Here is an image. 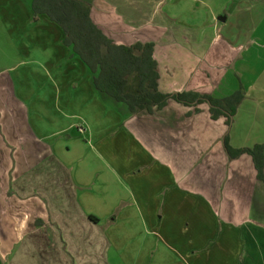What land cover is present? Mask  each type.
<instances>
[{
	"label": "crops",
	"instance_id": "1",
	"mask_svg": "<svg viewBox=\"0 0 264 264\" xmlns=\"http://www.w3.org/2000/svg\"><path fill=\"white\" fill-rule=\"evenodd\" d=\"M84 1L156 44L161 92L246 99L231 128L208 103L132 114L32 0H0L32 76L0 73V264H264V182L225 148L264 144V0Z\"/></svg>",
	"mask_w": 264,
	"mask_h": 264
},
{
	"label": "trees",
	"instance_id": "2",
	"mask_svg": "<svg viewBox=\"0 0 264 264\" xmlns=\"http://www.w3.org/2000/svg\"><path fill=\"white\" fill-rule=\"evenodd\" d=\"M36 15H46L65 33V44L87 65L95 87L102 94L125 104L132 114L154 113L168 106L171 100L188 107L208 103L213 120L227 118L233 125L239 106L246 99L244 86L234 95L217 99L194 92L165 94L160 91L159 64L154 42L119 45L94 21L93 6L84 0H32ZM196 112H200L196 109ZM225 148L231 160L249 155L264 182V144L253 148L234 149L230 134Z\"/></svg>",
	"mask_w": 264,
	"mask_h": 264
},
{
	"label": "rangeland",
	"instance_id": "3",
	"mask_svg": "<svg viewBox=\"0 0 264 264\" xmlns=\"http://www.w3.org/2000/svg\"><path fill=\"white\" fill-rule=\"evenodd\" d=\"M204 13L208 15V13ZM260 30H264V25L263 27L261 26ZM11 37L12 36L9 33L7 25L3 22L0 23V73H4V71H10L12 77H14L18 83H22V85H24L27 80L32 79V76L30 75L27 77V79H25L24 75L28 69V64L25 62H29L31 58L28 57L25 47L19 46L18 42L14 44V39H11ZM21 62L25 64H23L22 67L17 68ZM12 68H17V70L12 72ZM2 75L3 74H0V81L3 79ZM36 78H40V75L36 76ZM241 80V86H244L243 79ZM0 90L4 91L2 88Z\"/></svg>",
	"mask_w": 264,
	"mask_h": 264
}]
</instances>
